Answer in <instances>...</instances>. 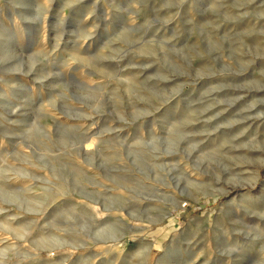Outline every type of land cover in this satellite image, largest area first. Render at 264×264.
Here are the masks:
<instances>
[{"label":"rangeland","instance_id":"374dc122","mask_svg":"<svg viewBox=\"0 0 264 264\" xmlns=\"http://www.w3.org/2000/svg\"><path fill=\"white\" fill-rule=\"evenodd\" d=\"M0 264H264V0H0Z\"/></svg>","mask_w":264,"mask_h":264}]
</instances>
